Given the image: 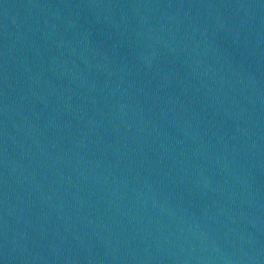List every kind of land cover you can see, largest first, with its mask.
I'll return each mask as SVG.
<instances>
[{
	"label": "water",
	"instance_id": "obj_1",
	"mask_svg": "<svg viewBox=\"0 0 264 264\" xmlns=\"http://www.w3.org/2000/svg\"><path fill=\"white\" fill-rule=\"evenodd\" d=\"M0 264H264V0H0Z\"/></svg>",
	"mask_w": 264,
	"mask_h": 264
}]
</instances>
